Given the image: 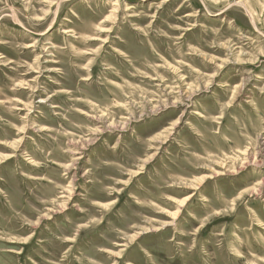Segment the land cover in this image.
<instances>
[{
    "label": "rangeland",
    "instance_id": "rangeland-1",
    "mask_svg": "<svg viewBox=\"0 0 264 264\" xmlns=\"http://www.w3.org/2000/svg\"><path fill=\"white\" fill-rule=\"evenodd\" d=\"M0 264H264V0H0Z\"/></svg>",
    "mask_w": 264,
    "mask_h": 264
}]
</instances>
